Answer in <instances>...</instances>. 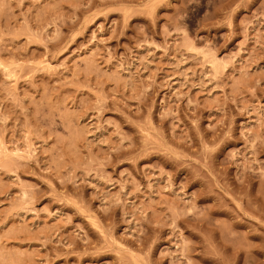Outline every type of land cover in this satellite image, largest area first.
I'll list each match as a JSON object with an SVG mask.
<instances>
[{
	"label": "rangeland",
	"instance_id": "obj_1",
	"mask_svg": "<svg viewBox=\"0 0 264 264\" xmlns=\"http://www.w3.org/2000/svg\"><path fill=\"white\" fill-rule=\"evenodd\" d=\"M0 264H264V0H0Z\"/></svg>",
	"mask_w": 264,
	"mask_h": 264
}]
</instances>
